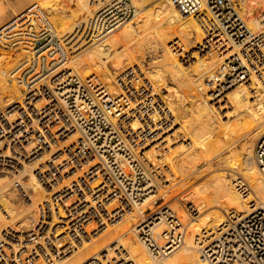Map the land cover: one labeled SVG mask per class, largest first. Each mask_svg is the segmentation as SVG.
Listing matches in <instances>:
<instances>
[{
    "label": "bare ground",
    "instance_id": "1",
    "mask_svg": "<svg viewBox=\"0 0 264 264\" xmlns=\"http://www.w3.org/2000/svg\"><path fill=\"white\" fill-rule=\"evenodd\" d=\"M109 1L97 0L98 6ZM139 1L150 0H133L139 15L135 20L142 22L138 24L140 28L128 21L106 33H95L92 28L96 10L91 7V0H76V11L61 7L65 13L61 19L50 14L59 12L58 7L38 6L43 12H40L41 21L45 23L44 16H47L52 35L65 42L60 43L59 49L66 52L67 48L75 53L63 59L59 68L70 69L74 65L90 77L93 88L97 87L98 100L105 107V119L111 124L120 123L123 132L134 142L135 149L129 153H116L113 170L121 167L124 177L131 181L133 192L139 189L138 176L143 173L146 183L140 190L147 196L141 206L132 205L126 198L131 193L126 194V186L123 187L120 179L106 181V194L102 169L97 166L95 191L92 196L85 195L80 205L93 207L98 213L101 207H106L107 215L114 218L113 223H108L101 213V223L92 219V223L85 225L86 231L96 230L94 235L88 234L87 239L77 243L70 231L73 225L77 227L81 223L60 219L55 214L48 219L43 213L46 189L38 184L34 173L22 168L17 174L31 201L21 192L11 197L6 188L7 176L0 174L3 207V211L0 209V264H131V261L135 264H212L203 257L205 245L227 232L245 214L264 208V175L255 156L258 138L264 135V17L247 21L255 34L261 32L252 42L255 54L252 67L240 45L227 40L212 25L210 17L182 14L176 0H157L159 4L149 9H138L136 2ZM32 4L20 12L13 8L16 13L13 22L4 23L0 28L2 110L14 102L25 103V93L33 91L17 78L22 64L20 57L41 56L49 51L38 54L29 41L27 34L40 29V21L33 13L40 14ZM245 6H240L242 12ZM56 23L62 24L61 36ZM104 57L113 58L112 66L116 70L110 68ZM236 59H241L242 65L236 67L233 64ZM135 61L138 67L141 65L140 71L133 68L128 72L127 67ZM143 61L151 62V73L144 68ZM242 68L252 72L249 78L232 79L226 84L212 81L218 74L234 73ZM142 78H150V82L140 84ZM43 102L33 103L39 114L45 112ZM18 107H14V116L19 115ZM32 128L41 130L38 123ZM17 132L23 136L20 128ZM35 145L31 143L28 148ZM45 159L41 155L30 169L37 168ZM76 176L72 177L76 179ZM70 181L67 188H54L51 192H59V198H75L77 190H69ZM158 183L164 186L160 194L155 193L159 190ZM162 197L166 200L164 206L157 212H149L153 201ZM60 216L66 217L62 209ZM173 217L181 225L176 230L169 227ZM141 231L152 234L146 240L156 241L160 246L177 232L182 235L178 245L159 256L139 240ZM53 237L64 246L56 255L55 250H43L46 241ZM67 244L71 245L65 247ZM103 250L109 251L104 255L106 258L101 255Z\"/></svg>",
    "mask_w": 264,
    "mask_h": 264
},
{
    "label": "built area",
    "instance_id": "2",
    "mask_svg": "<svg viewBox=\"0 0 264 264\" xmlns=\"http://www.w3.org/2000/svg\"><path fill=\"white\" fill-rule=\"evenodd\" d=\"M176 4L182 14L210 17L212 25L225 34L227 40L240 45L246 61L254 67L255 54L251 47L256 34L249 28L242 15L239 0H176ZM36 10L39 14L40 12L43 14L39 6ZM33 14V17L40 21V29L37 30L38 32L32 31L31 34H27L30 37L29 41L33 44L34 51H39L38 54L46 49L49 51L41 56L31 54L20 57L22 64L17 78L20 82L25 81L26 86H29L27 89L33 88V91L28 90L25 93L24 106L14 102L11 106L0 109V174L7 176L9 185L6 188L11 192V197L15 198L17 193L21 192L27 200L31 201L17 174L22 168L26 169L27 173H34L38 184L46 189L43 213L49 216L48 219L55 214L60 219H73V222L77 220L81 223L77 227L73 225L70 231L71 237L79 243L82 238L87 239L88 234L94 235L96 232L93 228L86 231L85 225L92 223V219L101 223V213L106 216L110 224L114 219L107 215L109 211L106 207H101V213H98L93 207L83 208L80 205L85 195L92 196L95 191L93 183L98 177L97 166L102 169L106 194L107 180H123L126 194L131 193L126 198L134 206H137L136 203L142 205L147 196L140 190L146 183V177L143 173L139 174L137 183L139 189L133 192L131 181L124 177L121 167L113 170L112 165H115L117 161L116 153L124 155L129 153L135 148L134 142L130 136L126 135V132H123L120 123L111 124L105 119L103 114L105 107L98 100L99 96L97 97L95 92L97 87L93 88L89 81L90 77L80 76L73 68L63 70L59 68L63 63L62 60L70 57L71 50L66 48V52L64 50L62 52L59 49L60 43L65 42L62 38L52 35L51 30L48 29L50 22L47 16H44V23L41 21V14L40 16ZM136 15L137 9L131 0H110L96 11L92 28L96 31L95 33L113 32L120 24ZM242 63L241 59H236L233 64L237 67ZM251 74V71L242 68L234 73L228 71L218 74L212 81L226 84L232 79L239 81L245 77L249 78ZM32 94L34 96H31ZM42 101H45L42 107L45 112L39 114L33 103ZM16 105H19L18 116H14ZM84 106L86 108L82 109ZM36 123L40 124V131L32 128V125ZM19 128L23 131V136H18ZM31 143H36L32 149L28 148ZM117 144L121 147L120 149L116 146ZM41 155L46 157L44 162L37 168L30 169L32 162ZM255 156L264 175V135L257 141ZM96 160L100 163L96 164ZM74 174H77L76 179L72 177ZM68 180H71L69 190H77L75 198L71 200L67 198L68 196L59 198V192L56 194L51 192L54 188H67ZM5 197L8 196L5 195ZM103 202L108 203L106 198ZM0 209L3 211L2 205ZM61 209L66 217L60 216ZM40 217L42 219V216ZM85 220L87 222H84ZM171 220L173 221L169 227L172 230L181 227L178 218L173 217ZM181 235V232H177L176 236L164 241V246H160L156 241L146 240L152 238L153 235L150 233L141 231L139 238L147 244L154 255L160 256L178 245ZM70 245L67 244L65 247ZM63 248L64 246H60L53 237L46 241L43 250H55L56 255ZM74 248L77 249V247ZM202 254L212 264H264V208H257L245 214L227 232L207 243ZM131 264H135L134 261H131Z\"/></svg>",
    "mask_w": 264,
    "mask_h": 264
},
{
    "label": "rangeland",
    "instance_id": "3",
    "mask_svg": "<svg viewBox=\"0 0 264 264\" xmlns=\"http://www.w3.org/2000/svg\"><path fill=\"white\" fill-rule=\"evenodd\" d=\"M32 1H33V4H32ZM46 1V2H45ZM59 1V2H58ZM76 0H0V9L2 8V11L5 13V15H3L2 13V11H0V28H2L5 24L7 25V24H10V22L12 23L13 22V20H14V16L16 15V13H15V11L17 10L18 12H20V11H22V10H24L25 8H27V6L26 5H29L30 3L32 4V6H38V4H42V5H48V6H50L51 4V6H50V8H52V9H56L57 7V9L59 10V12H57V13H59V14H57V13H50L51 14V16H53V15H55V16H57L58 17V19H61L64 15H65V13H63L62 12V8H65V9H75V11L77 10V3L75 2ZM132 1V3H133V5L135 6V2H133V0H131ZM159 1H161V0H158V2ZM241 3H243V4H245L246 6L244 7V10H243V16H244V18H246V21H248L249 20V18H252V17H257L258 19H262L263 17H264V0H239ZM67 2V3H66ZM140 2V1H139ZM136 2V4H138L139 5V8L138 9H149V8H151V7H155L154 5H158L159 3L157 2V0H150L149 2ZM143 3H145V4H143ZM158 3V4H157ZM257 3H259L258 5H257ZM30 4V5H31ZM36 4V5H35ZM50 4V5H49ZM70 4V5H69ZM93 4V5H92ZM243 4H241V5H243ZM29 5V6H30ZM56 5V6H55ZM67 5H69V7L67 8ZM91 7L93 8V10L95 11H97L98 9L97 8H101L102 7V5H104L103 3L101 4V7H99L100 6V4H98V2H97V0L95 1V0H91ZM97 6V7H95V6ZM99 5V6H98ZM8 6V7H7ZM28 6V7H29ZM96 8V9H94V7ZM3 7H5V8H3ZM16 7V8H15ZM62 7V8H61ZM71 7V8H70ZM6 8H7V10H6ZM13 8H15V11L13 10ZM52 9H50L51 11H52ZM6 10V11H5ZM95 11V12H96ZM2 12V13H1ZM7 14V15H6ZM3 16H5L4 18H2ZM10 17V19H12V20H10L9 19V17ZM139 15H136L135 17H133L132 19H129V20H127L123 25H125V24H127L128 23V21H132V23L133 24H135V26L137 27V28H140L141 27V21H139V20H135V19H137L136 17H138ZM60 17V18H59ZM4 20H6V21H4ZM138 21V22H137ZM5 23V24H4ZM4 24V25H3ZM57 24H59V23H56L55 24V26H57L58 27V30L60 31V35L59 36H61V34H62V30H61V28H62V24L60 25H57ZM138 24H141V25H138ZM263 24H264V21H263ZM3 25V26H2ZM259 33H261V32H256V34H259ZM73 54H75L74 52H72L71 51V56L70 57H72V55ZM144 58H146V57H144ZM143 58V59H144ZM106 59V61H107V64L110 66V68L111 69H113V70H116V69H114V67L112 66V61H113V58H109V57H104V60ZM144 60H146V59H144ZM151 61V60H150ZM138 63V62H137ZM137 63H136V61H135V63L133 62V64H132V66L131 67H127V71L128 72H130V71H132L133 70V68H135L134 70L135 71H140V68H141V65L138 67V65H137ZM151 62H149L148 64L146 63L145 64V61H143V64H145V66H144V68H147L148 70L147 71H149V73H151L152 71L150 70V66H151V64H150ZM150 65V66H149ZM72 68L80 75V76H82V77H87V75H83L81 72H80V70L78 69V68H76L74 65L72 66ZM122 72V71H121ZM118 74H120V71L118 72ZM118 74H116L115 73V75L117 76ZM142 77H144V75H142ZM118 78V77H117ZM145 81H144V80ZM148 80H150V78H142V82H140V84H143L144 82L145 83H149L150 81H148ZM120 82H122V81H120ZM152 82V81H151ZM123 88L126 90V88L123 86ZM163 88H161V94H163ZM173 120V119H172ZM260 138V137H259ZM259 138H258V140H259ZM257 144V143H256ZM135 149V148H134ZM137 154H138V152H137ZM163 185V184H162ZM162 185H159V183L157 184V187H158V189L159 190H157L155 193H157V194H160V191L162 192L163 190V187L164 186H162ZM160 188H162V189H160ZM146 197V196H145ZM166 200L162 197V198H159L157 201H153V204H154V206H153V208L152 209H150L149 210V212H157L158 210H160L164 205L163 204H165L164 202H165ZM189 204H191V203H189ZM192 205V204H191ZM141 206V205H140ZM149 206V205H148ZM194 213H195V211H194ZM133 224H134V226L136 225L135 224V220H132L131 221ZM105 239V238H104ZM104 239L102 240V242L104 241ZM139 240H140V238H139ZM109 251L108 250H103L102 252H101V255H105V254H107ZM104 258H106V256H104ZM85 264H88V263H85Z\"/></svg>",
    "mask_w": 264,
    "mask_h": 264
}]
</instances>
